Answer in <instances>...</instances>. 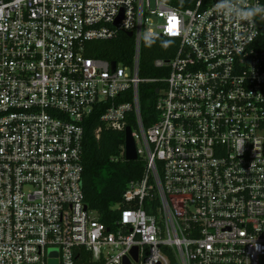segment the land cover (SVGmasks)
Wrapping results in <instances>:
<instances>
[{"label":"built area","instance_id":"built-area-1","mask_svg":"<svg viewBox=\"0 0 264 264\" xmlns=\"http://www.w3.org/2000/svg\"><path fill=\"white\" fill-rule=\"evenodd\" d=\"M176 2L0 0V264H264V0ZM120 33L129 63L86 55ZM141 84H161L148 124ZM101 105L95 137L131 117L143 164L107 224L82 191Z\"/></svg>","mask_w":264,"mask_h":264},{"label":"trees","instance_id":"trees-1","mask_svg":"<svg viewBox=\"0 0 264 264\" xmlns=\"http://www.w3.org/2000/svg\"><path fill=\"white\" fill-rule=\"evenodd\" d=\"M170 5L181 7L176 0H163ZM165 39L143 40L141 48L140 77L157 76L152 63L156 58L169 59L174 50ZM93 48L86 52L89 57L129 63L132 56L133 39L124 33L115 39L106 41H93L87 44ZM161 84H141L139 98L141 113L146 124L149 117L154 118L153 102L155 88ZM128 96V95H127ZM107 105L94 109L93 113L83 121L82 143V191L84 201L89 209L95 211L103 223L115 216L112 207L120 200L126 183L141 176L143 164L140 159L126 161L124 158V131H115L102 126L99 137L96 138L94 130L100 126L99 117ZM134 121L128 118L127 127L133 128Z\"/></svg>","mask_w":264,"mask_h":264},{"label":"water","instance_id":"water-1","mask_svg":"<svg viewBox=\"0 0 264 264\" xmlns=\"http://www.w3.org/2000/svg\"><path fill=\"white\" fill-rule=\"evenodd\" d=\"M127 36L130 37L131 33H127ZM113 66L114 63H112V67ZM155 92H157V90H155ZM124 158L126 161H135L137 159L135 145L129 127H126L124 129ZM124 264H129V263L125 262Z\"/></svg>","mask_w":264,"mask_h":264},{"label":"rangeland","instance_id":"rangeland-1","mask_svg":"<svg viewBox=\"0 0 264 264\" xmlns=\"http://www.w3.org/2000/svg\"><path fill=\"white\" fill-rule=\"evenodd\" d=\"M54 253H55L54 251H52V250H49V251H48V256H53V255H54Z\"/></svg>","mask_w":264,"mask_h":264}]
</instances>
